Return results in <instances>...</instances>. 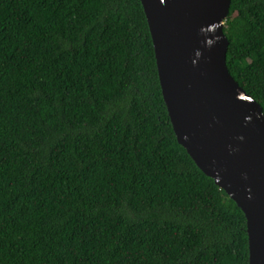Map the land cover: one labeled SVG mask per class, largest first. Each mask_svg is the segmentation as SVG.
<instances>
[{"label": "trees", "instance_id": "trees-1", "mask_svg": "<svg viewBox=\"0 0 264 264\" xmlns=\"http://www.w3.org/2000/svg\"><path fill=\"white\" fill-rule=\"evenodd\" d=\"M264 111V0H231ZM0 264H249L244 213L179 145L141 0H0Z\"/></svg>", "mask_w": 264, "mask_h": 264}, {"label": "water", "instance_id": "water-1", "mask_svg": "<svg viewBox=\"0 0 264 264\" xmlns=\"http://www.w3.org/2000/svg\"><path fill=\"white\" fill-rule=\"evenodd\" d=\"M141 3L177 141L242 210L249 264H264V111L227 66L231 0Z\"/></svg>", "mask_w": 264, "mask_h": 264}]
</instances>
